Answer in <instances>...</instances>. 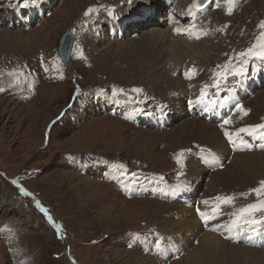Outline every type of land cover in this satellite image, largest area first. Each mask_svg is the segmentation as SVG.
<instances>
[{
  "label": "rangeland",
  "instance_id": "rangeland-1",
  "mask_svg": "<svg viewBox=\"0 0 264 264\" xmlns=\"http://www.w3.org/2000/svg\"><path fill=\"white\" fill-rule=\"evenodd\" d=\"M262 22L264 0H0V264H190L202 247L176 211L221 206L233 221L264 203V129L240 131L264 124V60L239 55ZM176 99L202 113L184 119ZM243 216L238 240L216 236L254 255L210 264H264V225Z\"/></svg>",
  "mask_w": 264,
  "mask_h": 264
},
{
  "label": "bare ground",
  "instance_id": "bare-ground-1",
  "mask_svg": "<svg viewBox=\"0 0 264 264\" xmlns=\"http://www.w3.org/2000/svg\"><path fill=\"white\" fill-rule=\"evenodd\" d=\"M142 8H144V7H142ZM108 11L109 10H107V12ZM152 13H153V8L151 9L150 14H152ZM191 15H193V13ZM171 20H173V19H171ZM178 29H179V27H178ZM180 29H179V31H177L178 33L187 34L186 31H182ZM156 33H157V35H164V33H161V31H157ZM165 35L169 37L168 32ZM173 64H174L173 61H171L169 63V65L172 67L171 68L172 71L179 67V65L175 66ZM258 72H259V70L256 68L255 71H252L253 74L251 73V75L255 76V75H257ZM187 92H189V91H187ZM189 94H191V92H189ZM214 94L219 95L221 93L216 92ZM173 97H175V95H173V94L170 95L171 99ZM199 100L201 101V99H199ZM226 104H228V103H226ZM174 105H175V107L177 106V108L179 110H181V108H184V110H185V113H183L184 119L190 118L196 112L202 113V111L194 112V111H192V109L186 108L187 105H188V108H192L194 106H197L198 103H195L194 100L193 101H187V103L182 105V100L176 99L174 102ZM223 107H225V105H223ZM216 109H218V107ZM212 111L213 110H210L208 113L212 114L211 113ZM161 118L164 120V122H165V120L167 122V120H168L167 112L163 111ZM160 122L163 124L162 121H160ZM164 125H166V123H164ZM234 138L235 137L233 136L232 140ZM227 139L229 140V138H227ZM243 139H244V141H246L245 138H243ZM248 141L251 142L250 139ZM243 145H241L240 147H242ZM226 147H227L226 143H223V141L221 142V140L214 142V149H216L218 151L226 150ZM231 148H232V146H231ZM242 148L244 150L248 151L247 148H244V147H242ZM192 152H196V151H192ZM198 155L201 159V164L203 165L204 169H206L205 167H207L206 165L209 162H212V163H214V166H217L216 163L219 161V158L217 156H214L211 151H208V150L198 151ZM209 158H212V159H209ZM194 165H196L195 161L192 160L191 162H188V166L191 167ZM215 170H217V169H215ZM156 188H158V187H156ZM231 204H229V205L231 206ZM200 206H205V205L201 204ZM208 208H210V209H203V210L201 209L199 211H197L196 209H192V208L191 209H188V208L185 209L184 208L183 210L176 211V217H177L176 220H178V223L176 221L177 224L172 225V227L176 226V228L179 230V232H178L179 235L180 234H186L183 237V241L188 243L189 240L190 241H197L198 240L197 242H198L199 246L202 247V251H199V254L196 255L192 261H190V264H210V259H212L213 253H217L218 256H220V257H223L224 255H227V254H231L233 256L235 254H238L241 257H247V258L252 257L254 255L253 252L252 253L247 252L246 249H244L245 247L242 248V247L232 246L228 243H225V242L219 240L220 237L216 236L218 233H220L221 236H229V233L226 230L225 226L230 225L232 220H230V218H228V216L225 215L221 211V206L217 207V206L213 205L210 207L208 206ZM201 213H204L209 218L207 220H205L204 218H202ZM232 214L236 215L237 213L234 212ZM207 222H208V224H206ZM203 225H205V226L203 227ZM210 226H213L215 233L214 234H208L206 236H202L199 239H197L198 237H197L196 233L199 232L202 228H211ZM169 233H171V230H169ZM239 238L240 237L236 238V240H238Z\"/></svg>",
  "mask_w": 264,
  "mask_h": 264
},
{
  "label": "snow or ice",
  "instance_id": "snow-or-ice-1",
  "mask_svg": "<svg viewBox=\"0 0 264 264\" xmlns=\"http://www.w3.org/2000/svg\"><path fill=\"white\" fill-rule=\"evenodd\" d=\"M28 0H26V5H27ZM30 3L32 5H38L39 0H30ZM200 5H194V7H198ZM219 6V5H217ZM94 11V9H89V12ZM231 7H229L228 10V14H231ZM87 14V13H86ZM111 14V13H109ZM261 28H264V22L261 23L260 25ZM179 31V29L177 30ZM261 40H264V32L261 33V36L257 38V43L259 45V48H257L255 45L253 46V48H249L247 50L246 53H240L239 55L244 57V56H248V57H256L259 59L264 60V43H261ZM246 62V61H245ZM47 71V68L45 69ZM235 75H244L245 74V70L244 69H240L238 71H236L234 73ZM34 83V82H33ZM123 91V90H120ZM133 91L135 92H140V89H133ZM204 96V92L202 90L201 93V99H203ZM238 110L240 111H244L242 109V106H238ZM244 114L247 115V112L244 111ZM225 124L230 123V121L225 120L224 121ZM257 129H264V124H260V125H256L252 128H245V129H240V131L242 132H248L249 135H253L255 136L257 134ZM225 135L228 136L229 140L232 141V136L230 133H228L227 131L225 132ZM261 138H264V131L259 133ZM233 144L235 145V141H232ZM246 147H251V145H245ZM182 155V153L180 154ZM180 162L179 158H178V163ZM262 184H264V182H262ZM257 192V194H259L260 190H254ZM25 195H28L27 192H25ZM217 200L221 201L224 204H231L234 197H217ZM204 203H208V201H204ZM256 211H261L264 212V203L258 205V204H250L247 205L245 208L239 209L238 213L235 216V219H233V221L231 222L230 225H226L225 228L229 233H233L232 236H230L229 238H238L240 235V223L239 221L242 218V214L247 213V216H243V220L245 224H248L250 227L253 228L254 231L258 230L259 226L264 225V215L261 216L260 219H256L254 213ZM202 218H204L205 220H207L209 217H207L204 213H201ZM131 246V245H130Z\"/></svg>",
  "mask_w": 264,
  "mask_h": 264
},
{
  "label": "water",
  "instance_id": "water-1",
  "mask_svg": "<svg viewBox=\"0 0 264 264\" xmlns=\"http://www.w3.org/2000/svg\"><path fill=\"white\" fill-rule=\"evenodd\" d=\"M73 44H74V35L71 32L65 33L63 41L59 48L61 59L65 64H67L70 61Z\"/></svg>",
  "mask_w": 264,
  "mask_h": 264
}]
</instances>
